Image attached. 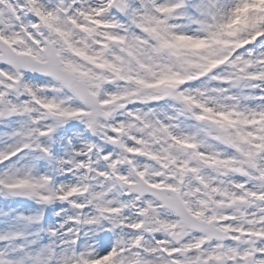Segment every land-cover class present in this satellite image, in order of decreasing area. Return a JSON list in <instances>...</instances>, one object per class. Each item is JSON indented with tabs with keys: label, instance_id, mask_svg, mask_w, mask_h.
I'll return each mask as SVG.
<instances>
[{
	"label": "snow or ice",
	"instance_id": "1",
	"mask_svg": "<svg viewBox=\"0 0 264 264\" xmlns=\"http://www.w3.org/2000/svg\"><path fill=\"white\" fill-rule=\"evenodd\" d=\"M0 264H264V0H0Z\"/></svg>",
	"mask_w": 264,
	"mask_h": 264
}]
</instances>
